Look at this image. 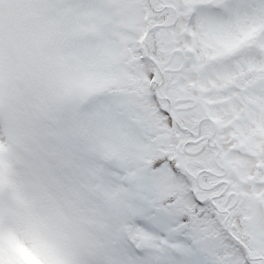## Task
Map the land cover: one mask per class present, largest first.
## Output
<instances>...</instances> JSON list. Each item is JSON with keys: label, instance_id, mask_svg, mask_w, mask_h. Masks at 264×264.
Returning <instances> with one entry per match:
<instances>
[{"label": "snow or ice", "instance_id": "snow-or-ice-1", "mask_svg": "<svg viewBox=\"0 0 264 264\" xmlns=\"http://www.w3.org/2000/svg\"><path fill=\"white\" fill-rule=\"evenodd\" d=\"M0 264H264V0H0Z\"/></svg>", "mask_w": 264, "mask_h": 264}]
</instances>
